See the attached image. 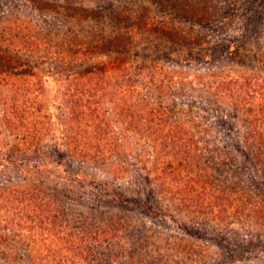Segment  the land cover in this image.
<instances>
[{
	"label": "rangeland",
	"instance_id": "obj_1",
	"mask_svg": "<svg viewBox=\"0 0 264 264\" xmlns=\"http://www.w3.org/2000/svg\"><path fill=\"white\" fill-rule=\"evenodd\" d=\"M261 6L0 0V187L42 180L98 208L120 240L90 264H129L121 249L139 264H264ZM129 97L163 100L178 133L126 111ZM56 250L45 241L29 261L20 245L9 264Z\"/></svg>",
	"mask_w": 264,
	"mask_h": 264
},
{
	"label": "trees",
	"instance_id": "obj_2",
	"mask_svg": "<svg viewBox=\"0 0 264 264\" xmlns=\"http://www.w3.org/2000/svg\"><path fill=\"white\" fill-rule=\"evenodd\" d=\"M262 8L257 11L255 17L263 12L264 8ZM186 14L193 18H199L198 12H186ZM89 72L94 75L98 74L97 69L89 70ZM118 83L111 84V88L116 93L125 88L124 84ZM128 87L131 86L128 85ZM142 102L144 101L134 97L123 105L128 112L135 110L146 112L147 115L154 117L157 125L164 124V128L168 127L171 131L176 132L175 134L178 133L179 124L172 117L174 111L163 107V100L157 101L156 104L148 103V105L146 103L144 105ZM162 117L170 118V121L164 122ZM260 120L257 118L256 121ZM182 123L185 124V122ZM256 126L259 125L255 124ZM253 127L251 123L249 134ZM183 135L185 136V134ZM181 140L183 141V138ZM257 141H259V143L256 142L257 146H264V138L259 137ZM81 149L79 152L85 154V148ZM253 157L258 163L264 161L262 157L256 158L255 155ZM98 211V208L88 204L81 205L74 204L73 201L69 202L66 195L56 185H50L42 180L19 183L14 186H1L0 248L2 251H0V259H5L6 264L14 261L15 249L21 245L26 246L27 253H29L28 258L31 261L34 258V252L37 256L38 251L43 248L44 242L47 241L49 244L56 245L57 250L66 252L63 256L61 254L51 255L50 264H90L94 261V253L97 254L95 249L98 245H110L113 241L120 240L117 236L118 228L108 233L106 232L107 224L105 226L99 224L103 220V215H99ZM96 217L100 219L97 220ZM7 233L10 234L7 235ZM121 250L118 252V256L127 260V263H140L135 261L137 258L134 254L129 255L130 249H123L122 252ZM105 256L102 254L103 258ZM115 257L113 253H108L104 263L110 264Z\"/></svg>",
	"mask_w": 264,
	"mask_h": 264
}]
</instances>
